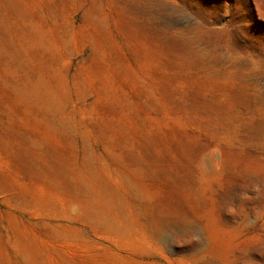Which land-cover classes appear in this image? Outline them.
I'll return each mask as SVG.
<instances>
[{
	"label": "rangeland",
	"instance_id": "obj_1",
	"mask_svg": "<svg viewBox=\"0 0 264 264\" xmlns=\"http://www.w3.org/2000/svg\"><path fill=\"white\" fill-rule=\"evenodd\" d=\"M0 264H264V0H0Z\"/></svg>",
	"mask_w": 264,
	"mask_h": 264
}]
</instances>
